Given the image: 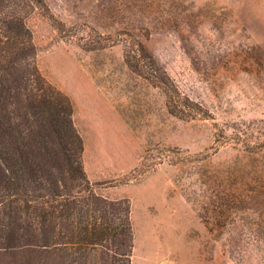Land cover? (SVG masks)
Wrapping results in <instances>:
<instances>
[{
  "label": "rangeland",
  "instance_id": "obj_1",
  "mask_svg": "<svg viewBox=\"0 0 264 264\" xmlns=\"http://www.w3.org/2000/svg\"><path fill=\"white\" fill-rule=\"evenodd\" d=\"M43 1L24 19L33 64H13L0 22V147L13 155L0 179L14 187L0 264L40 254L2 234L4 207L28 218L16 148L62 192L81 190L68 168L85 149L102 162L98 181L83 170L129 205V264H264V0Z\"/></svg>",
  "mask_w": 264,
  "mask_h": 264
},
{
  "label": "trees",
  "instance_id": "obj_2",
  "mask_svg": "<svg viewBox=\"0 0 264 264\" xmlns=\"http://www.w3.org/2000/svg\"><path fill=\"white\" fill-rule=\"evenodd\" d=\"M43 5V0H0V22L6 30V37L13 42L10 53L14 65L21 67V62L27 64L29 58L33 64V51L29 53L30 35L24 19L33 9ZM156 77L164 88L171 86L165 73ZM172 90L179 98L177 88L172 87ZM62 111L66 116L69 114L65 108ZM2 142L0 155L8 163L13 159V155L8 154L12 143L8 138ZM16 151L15 158L20 161L16 159L14 163L26 175L21 179L17 177L16 189L21 188L24 200L29 203L26 206L28 218L22 220L16 213L11 215V211L5 207L2 209L6 219L2 234L7 244H35L40 254L31 259L33 264L130 263L133 233L126 201H111L95 194L89 187L80 156L70 163L68 169L74 183L71 185L80 186L81 190L71 193L59 189V183L66 188L62 177L56 180L52 172L40 175L38 167L28 161L23 152L17 148ZM77 178L81 180L78 183ZM13 189L9 179H0V205L10 204ZM83 189L87 195L81 194Z\"/></svg>",
  "mask_w": 264,
  "mask_h": 264
},
{
  "label": "crops",
  "instance_id": "obj_3",
  "mask_svg": "<svg viewBox=\"0 0 264 264\" xmlns=\"http://www.w3.org/2000/svg\"><path fill=\"white\" fill-rule=\"evenodd\" d=\"M83 166L88 178L91 181L100 180L101 177H99V174L105 169L102 165V162L99 161L98 158L95 159L89 157V154L86 149L83 153Z\"/></svg>",
  "mask_w": 264,
  "mask_h": 264
}]
</instances>
